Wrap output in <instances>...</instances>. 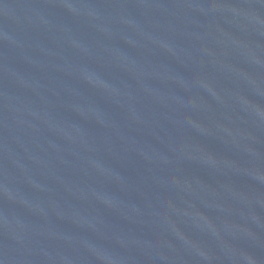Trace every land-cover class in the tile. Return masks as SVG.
<instances>
[{"label":"water","instance_id":"obj_1","mask_svg":"<svg viewBox=\"0 0 264 264\" xmlns=\"http://www.w3.org/2000/svg\"><path fill=\"white\" fill-rule=\"evenodd\" d=\"M0 264H264V0H0Z\"/></svg>","mask_w":264,"mask_h":264}]
</instances>
